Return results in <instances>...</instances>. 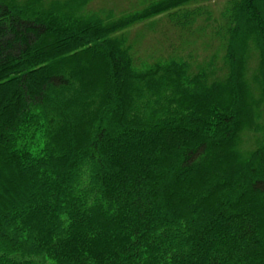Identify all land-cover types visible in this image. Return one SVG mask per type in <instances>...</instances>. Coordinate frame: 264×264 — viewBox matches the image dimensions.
I'll use <instances>...</instances> for the list:
<instances>
[{"label": "trees", "instance_id": "trees-1", "mask_svg": "<svg viewBox=\"0 0 264 264\" xmlns=\"http://www.w3.org/2000/svg\"><path fill=\"white\" fill-rule=\"evenodd\" d=\"M91 1L0 0V264H264V139L239 149L264 0ZM160 15L211 55L139 52Z\"/></svg>", "mask_w": 264, "mask_h": 264}, {"label": "rangeland", "instance_id": "rangeland-1", "mask_svg": "<svg viewBox=\"0 0 264 264\" xmlns=\"http://www.w3.org/2000/svg\"><path fill=\"white\" fill-rule=\"evenodd\" d=\"M225 1L226 0H201L200 2L193 5L195 6L206 4L210 7L212 12H215L214 16H218L220 10L223 8L222 6ZM147 3L148 0H92L88 5V9L103 11L104 13H106L108 10H112L114 17H117L120 16L123 12L142 9L147 5ZM129 34L131 37L139 38L138 51L144 55L145 52L154 55L160 51L159 54L166 57L170 53L172 54V52H174V48H179L180 46V55L187 57L188 53L192 49H194V55H197L196 59L199 60V62H203V60L211 55V48L210 50H205V45L201 41L203 38H199L200 42L197 45H199L200 47L198 49H196L197 45L189 47H187L185 43L183 45V42L186 39L192 37L189 34L185 36L181 30L173 27V25L169 22L168 18H166L165 15H160L148 21L137 23L136 25L131 27V29L129 30ZM204 38H207V36H204ZM148 58L150 59L149 56ZM154 58L155 57L151 59ZM260 59L261 58L258 52H253L247 59L245 66V72L248 80V99L251 102V106L247 110L244 127L240 130L241 139L239 143V149L247 156L254 149H256L264 139V130L261 129V127L264 126V116L260 115L263 111L264 95L262 85L257 76V73L260 69ZM220 66L221 64L217 65L218 68ZM196 67L197 65L193 66V69H195ZM93 69V72H95V68ZM99 78L101 79V75L98 77V80ZM216 146H219V144H217ZM216 151L217 153H219V147H217ZM0 163L3 166L6 164L5 157H3L2 154L0 155ZM229 165L230 164L228 162L225 164V166L221 164L220 168H223V170L218 169L217 173H222L224 171V168L225 170L229 168ZM12 174L16 175V178L12 179L13 182H22V179L24 178L23 169H18V171L13 170ZM4 176L8 177L9 174L7 175L6 173ZM216 177L217 174L215 175L214 179H216ZM25 209H27V207H25Z\"/></svg>", "mask_w": 264, "mask_h": 264}]
</instances>
